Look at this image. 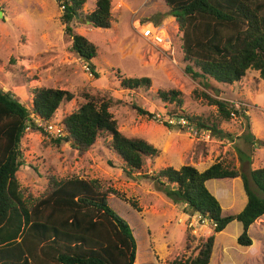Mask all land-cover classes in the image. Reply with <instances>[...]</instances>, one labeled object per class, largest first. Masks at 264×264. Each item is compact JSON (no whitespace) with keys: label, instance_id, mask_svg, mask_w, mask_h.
Here are the masks:
<instances>
[{"label":"rangeland","instance_id":"obj_1","mask_svg":"<svg viewBox=\"0 0 264 264\" xmlns=\"http://www.w3.org/2000/svg\"><path fill=\"white\" fill-rule=\"evenodd\" d=\"M143 1L122 0L121 7L114 4L107 30L86 25L83 18L72 20L70 26L74 33H80L97 48L89 64L99 77L89 79L81 67L88 62L70 51L71 39L65 35L60 22L62 10L58 0H0V89L13 94L27 111L34 88L69 92L72 100L61 104L51 121L59 126L63 117L86 100L109 101V112L119 132L127 138L142 139L158 150L157 156L148 158L138 172L128 176L122 162L106 147L105 137L78 155L67 143L54 144L44 130V134L27 130L20 144L24 164L16 178L24 197L30 196L33 200L43 194L50 177L61 180L72 176L98 180L102 189L112 188L133 200L139 212L127 202L111 194L107 196L109 206L132 230L136 264H165L195 255L200 241L214 232L196 223V213H186L183 205L172 204L158 192L152 176L161 169L178 170L185 165L202 172L219 162L246 174L262 168L264 81L253 70H248L232 85L193 79L184 70L181 34L168 7L159 1ZM91 2L86 0L83 14L91 13L88 9ZM153 29H160L168 36L170 48L148 41L144 33ZM118 77L148 78L150 85L148 89L123 90ZM169 90L181 94L183 105L178 115L169 112L173 104H162L156 99L157 92ZM204 94L229 103L230 108L238 105L234 109L246 116L255 145L246 144L242 137L243 119L234 114L229 121L221 120L217 107L210 105ZM132 105L154 118L139 116ZM183 113L198 118L208 130L195 127L198 132L195 135L163 123L170 116L185 117ZM212 126L217 131L210 129ZM237 149L243 154L242 162ZM228 180H210L206 187L220 207L224 206L222 216L234 215L233 201L241 192L237 180ZM239 181L242 184L240 178ZM255 192L261 196L257 189ZM259 225L249 234L251 250L236 244L238 229L235 227L214 234L209 264H264L263 232Z\"/></svg>","mask_w":264,"mask_h":264},{"label":"trees","instance_id":"obj_2","mask_svg":"<svg viewBox=\"0 0 264 264\" xmlns=\"http://www.w3.org/2000/svg\"><path fill=\"white\" fill-rule=\"evenodd\" d=\"M154 1L168 7L169 15L174 18L181 34L184 70L193 79L232 85L248 70H253L264 81V0ZM58 2L63 7L60 22L65 35L71 39L70 51L90 66L97 48L74 33L70 24L74 19L83 18L93 28L109 29L111 1L96 0L94 10L88 14L82 13L85 0ZM90 67L97 79L98 73ZM118 78L120 88L127 91L148 89L150 85L148 78ZM31 95V107L27 111L13 94L0 89V264H136L132 230L109 206L107 196L111 194L139 212L133 200L124 198L112 188L102 189L98 180L78 176L61 180L50 177L39 198L24 197L16 173L24 164L20 144L26 128L31 133L44 134L33 119L52 121L59 106L73 98L67 91L44 87L32 89ZM180 95L175 90L159 91L156 99L162 104H173L169 112L178 115L183 105ZM204 98L217 107L221 120L229 121L233 112L243 119L242 137L246 144L255 145L250 123L243 113L239 114L225 101L205 94ZM109 106V101L86 100L63 117L64 136L53 139V143H67L82 155L98 139L105 137L108 139L106 147L122 162L124 171L130 176L138 172L148 158L157 156L158 150L142 139L127 138L120 133ZM132 108L141 117L154 118L137 105ZM183 115L197 129L208 128L198 118ZM210 129L217 131L215 126ZM237 153L242 162V152L237 149ZM246 158L250 161V157ZM152 178L155 189L172 204H181L186 213L212 220L216 224L214 234L224 233L228 224L237 221L242 231L236 244L245 248L252 245L249 227L264 215V166L246 174L220 162L202 172L185 165L178 170L161 169ZM234 178L241 179L247 202L238 214L222 216L219 202L205 183ZM214 234L200 241L195 255L165 264H209Z\"/></svg>","mask_w":264,"mask_h":264},{"label":"built area","instance_id":"obj_3","mask_svg":"<svg viewBox=\"0 0 264 264\" xmlns=\"http://www.w3.org/2000/svg\"><path fill=\"white\" fill-rule=\"evenodd\" d=\"M61 8L63 9V7H61ZM144 34L147 36L148 41H151L152 44H154L155 46L170 48V41H169L168 36H165V34L162 33L160 31V29H157V30L153 29V31H151V32L146 31ZM81 67L89 79L94 78V74L91 71V67L88 64H82ZM233 106H234L233 109L239 108L238 105H233ZM180 116L181 115L167 117L166 119H164L163 123L165 124L166 127L177 126L181 129L187 130L189 132H193V133H195V135L197 133V135H198V132H197V129L195 128V126L187 118L180 117ZM230 116L234 117L235 116L234 112L231 113ZM33 121H34V124L38 128L43 129L53 139H59V138H62L64 136L63 127L59 126L58 124L52 123L51 121L42 122L38 119H33ZM195 129H196V132H195ZM27 130H29L28 127L26 128V131ZM196 223L198 225H204L206 227H209L213 230L216 227V224L212 220H210L206 217H203L199 214H197Z\"/></svg>","mask_w":264,"mask_h":264},{"label":"crops","instance_id":"obj_4","mask_svg":"<svg viewBox=\"0 0 264 264\" xmlns=\"http://www.w3.org/2000/svg\"><path fill=\"white\" fill-rule=\"evenodd\" d=\"M95 1L96 0H92V2L90 3V7L88 8L91 12L94 10L95 8ZM111 1V9L114 7V4H117L119 5L120 7L122 6V0H110ZM145 2V0L143 1V3ZM85 3H86V0H85ZM86 6V5H84ZM123 6L125 7V4L123 3ZM164 21V20H163ZM87 25V23H85ZM85 25V26H86ZM83 28V27H82ZM80 29V28H79ZM82 32V30H81ZM80 35V33H78ZM204 171V170H203ZM201 172V171H200ZM222 180V179H221ZM232 179L228 180V181H231ZM237 180V181H236ZM233 181H236L238 182V185L241 189V192L239 194V196L237 197V199H235L233 202H234V209L235 211L233 212L234 215L235 214H238L239 212L242 211V209L244 208V206L246 205V202H247V198H246V195L243 191V186L241 184V182L239 181V178H234ZM210 183V180L207 181L205 183V186L208 187L207 185ZM221 207L223 208L224 206L221 205ZM221 215H222V212H221ZM261 227L259 228L260 231L262 229V232H263V237H262V240L264 242V215L262 217H260L259 219H257L250 227H249V230H248V233L250 234L251 233V230H253L254 226H258ZM262 224V225H261ZM230 227H235L238 229V232L237 234L235 235V238L237 239V237L240 235L241 231H242V226L239 222L237 221H233L231 222L230 224L227 225V227L225 228V230H227L228 228ZM247 249L251 250L252 249V245L249 246V247H246Z\"/></svg>","mask_w":264,"mask_h":264},{"label":"water","instance_id":"obj_5","mask_svg":"<svg viewBox=\"0 0 264 264\" xmlns=\"http://www.w3.org/2000/svg\"><path fill=\"white\" fill-rule=\"evenodd\" d=\"M88 25H89V23L88 22H86Z\"/></svg>","mask_w":264,"mask_h":264}]
</instances>
